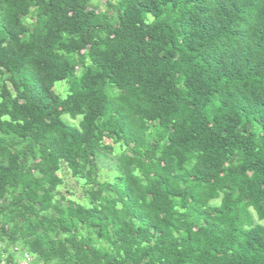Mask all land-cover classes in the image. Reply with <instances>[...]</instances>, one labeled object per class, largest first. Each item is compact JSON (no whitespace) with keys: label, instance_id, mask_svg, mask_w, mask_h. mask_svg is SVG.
<instances>
[{"label":"trees","instance_id":"obj_1","mask_svg":"<svg viewBox=\"0 0 264 264\" xmlns=\"http://www.w3.org/2000/svg\"><path fill=\"white\" fill-rule=\"evenodd\" d=\"M262 222L264 0H0V264H264Z\"/></svg>","mask_w":264,"mask_h":264},{"label":"rangeland","instance_id":"obj_2","mask_svg":"<svg viewBox=\"0 0 264 264\" xmlns=\"http://www.w3.org/2000/svg\"><path fill=\"white\" fill-rule=\"evenodd\" d=\"M94 3H99L102 4L103 0H93ZM99 8H103V7H99ZM59 89L57 90V92H60L61 94H64L66 87H64L63 83L59 84ZM64 119L67 120L68 122H70L71 124H76V121H73L71 119H69L68 116H64ZM97 164L99 166L100 169H102V171H105L106 176L108 174L112 173V164H113V160L112 158H110L109 155L104 154V153H100L97 157ZM109 172V173H108ZM106 177H101L100 179H104ZM80 181L76 180L72 177H70V175L66 174L65 176V184L66 186L72 191V193L74 194L75 198H80L81 197V186H80ZM262 224H264L262 222Z\"/></svg>","mask_w":264,"mask_h":264},{"label":"clouds","instance_id":"obj_3","mask_svg":"<svg viewBox=\"0 0 264 264\" xmlns=\"http://www.w3.org/2000/svg\"><path fill=\"white\" fill-rule=\"evenodd\" d=\"M11 253H12V255L14 256V264H18V262L22 259V256L24 255V254H28L29 255V257H30V260H29V264H32V262H33V260H34V256L31 254V253H29L28 251H24V250H22L19 246H15V247H13L12 249H11ZM12 262V263H13Z\"/></svg>","mask_w":264,"mask_h":264},{"label":"built area","instance_id":"obj_4","mask_svg":"<svg viewBox=\"0 0 264 264\" xmlns=\"http://www.w3.org/2000/svg\"><path fill=\"white\" fill-rule=\"evenodd\" d=\"M30 257L28 254H24L18 264H29Z\"/></svg>","mask_w":264,"mask_h":264}]
</instances>
